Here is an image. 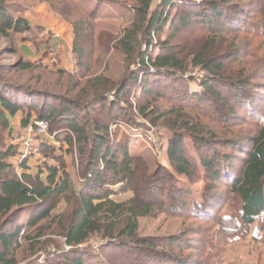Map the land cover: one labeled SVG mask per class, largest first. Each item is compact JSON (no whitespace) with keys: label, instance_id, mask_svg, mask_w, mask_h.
Here are the masks:
<instances>
[{"label":"rangeland","instance_id":"rangeland-1","mask_svg":"<svg viewBox=\"0 0 264 264\" xmlns=\"http://www.w3.org/2000/svg\"><path fill=\"white\" fill-rule=\"evenodd\" d=\"M200 1L182 0L185 8L168 7L164 11L169 14L168 24L158 36H152L153 45L149 49L151 56L159 55V44L167 41L175 47L180 61L185 63L184 74H177L172 80L163 76L151 78L149 84H153V96L150 98H144L139 86L130 85L113 116L99 105L88 106L90 99L84 102L85 108H96L98 112H77L80 120L88 124L89 130L93 129V123L108 129L113 148L122 142L128 146L129 154L142 160L141 173L159 179L155 186L159 199H153L157 208L151 216L140 220L138 231V239L146 240L155 246V250L142 248L140 242L130 245L128 240L122 242L127 244L125 249L118 248L116 243L109 244L104 235L105 225H102L101 233L94 234L79 247L89 255L85 264H169L163 258L170 255L183 264H264V214L252 226H243L240 220L241 203L231 191L232 181L240 178L247 158L245 153L251 149L258 130L264 125V38L229 32L212 36L193 24L190 30H185L180 25V19L189 9L200 5ZM230 1L243 13V27L254 28L253 25L261 24L264 0ZM163 2L155 0L151 12L160 10ZM8 3L12 16L26 19L31 27L30 32L11 40L0 35V83L1 80L8 81L36 93L28 96L21 92L18 95H21L22 101L26 97L44 99L59 108L61 104L57 99L66 97L79 102L82 88L97 77L121 83L135 71L134 64L118 46L124 30L139 23L134 0H8ZM76 35L80 36L79 47L85 53L82 68L77 66L79 59L73 52ZM209 41L214 44L212 48L219 61H224L228 70L220 78H242L243 73L253 85L245 100L252 102L251 107L236 108L235 117H225L228 109L217 104L213 96L206 95L211 100L207 101L201 89L207 74L191 65L194 55ZM240 48L241 56L233 62L228 52ZM146 49L144 45L139 51ZM227 57L229 60L225 59ZM24 61H35L32 62L35 69L22 70L21 62ZM216 89L225 96L222 87L216 86ZM197 93H202L206 101L193 100L192 96ZM109 98L114 101L113 96ZM84 104L80 107L84 108ZM145 109H154L155 112H149V118H146L140 113ZM28 113H32L36 121L39 112L25 108L10 120V129H0V150L14 148L18 159L28 150L26 159L30 172L42 170V178L47 183L48 167L56 166L60 170L59 176H70L76 187L74 190L78 191L84 178L89 147L75 144L72 155H69L68 144L55 140V134L61 132L65 125H53V132L45 137L32 135L30 127L23 129L21 126ZM158 115H162L163 119L157 120L155 125L152 121ZM176 121L198 125L200 134L212 141L210 149L213 151L206 150V155L218 153L230 156L226 172L229 178L210 184L204 180V172L201 171L200 180L191 183L173 172L167 150L172 133L177 128L173 126ZM183 133L189 135L186 131ZM28 137L26 148L24 139ZM230 141L234 142L235 148L227 146ZM57 143H61V147L54 145ZM185 145L188 156L200 164L201 153L189 136ZM83 149L85 155L81 154ZM57 157L59 161L55 159ZM162 169L165 174H161ZM119 188L114 187L116 191ZM176 189L184 191L181 201L192 200L195 203L197 212L180 214L176 209L179 214H173L166 212L168 209H161L165 203L171 208L180 201L179 197L173 196ZM132 198L130 192L112 197L117 203H127ZM45 206L51 217L40 224V245L33 249L24 245L18 254L20 264H64L61 257L72 251L66 245L62 232L76 217L78 197L74 193H64L48 198ZM26 217V214L21 215L18 223L25 221ZM121 224L122 220L118 225ZM14 228L12 226L9 230ZM38 233H33L32 237L35 238ZM171 238L178 240L175 246H171Z\"/></svg>","mask_w":264,"mask_h":264},{"label":"trees","instance_id":"trees-1","mask_svg":"<svg viewBox=\"0 0 264 264\" xmlns=\"http://www.w3.org/2000/svg\"><path fill=\"white\" fill-rule=\"evenodd\" d=\"M134 1L139 23L124 30L118 41V46L136 69L128 74L126 79L122 80L123 82L113 83L108 79L97 77L87 82L82 88V96L78 97L82 103L77 102L76 99L65 97L57 99L61 105L56 108L55 105L44 99L26 97L27 99L22 101L21 95L18 94L22 92L31 96L36 94L35 91L19 87L8 81H4V83L1 80L0 129H10V120L15 118L20 111L28 108L39 113L36 121L33 120L32 113H28L21 122L23 129L29 127L36 129L37 123L45 122L49 126L48 134H50L53 125H58V127L65 125L61 132L55 134V140L58 142L62 140L68 144L69 155H72L75 144L83 145L85 148L89 147V149L84 178L78 191L74 190L76 187L70 176L66 174L64 177L59 176L60 170L56 166L48 167L47 183L42 180L44 174L42 170L34 173L29 172L30 169L26 161L19 162L22 173L18 174L10 163V160L16 157L15 149L0 150V264H20L18 254L24 249V245H28L30 249L40 245L38 243L42 237L40 224L51 217L50 211L46 210V201L48 198L68 192L74 193L78 197L79 207L75 219L62 232L66 245L72 250L71 253L61 257L64 264L86 263L89 255L79 247L84 245L94 234L101 233L102 225H105L104 235L109 244L116 243L117 246L119 245L118 248L125 249L127 244L122 242L128 240L131 241L130 245L140 242L142 248L155 250V246L146 240L138 239V231L140 220L151 216L157 208L153 199H159V196H156L159 191L157 189L156 192L155 189L159 179L156 176L141 173L142 160L130 155L129 147L123 142L113 148L108 129L93 123V129L89 130L88 124L81 121L77 114L80 110L86 113L98 112L96 108L93 110L91 107L85 108L84 102L90 99L88 106L99 105V108L110 111V116H113L130 85L139 86L144 98H150L153 96V84H149L151 78L163 76L164 79L172 80L176 79L177 74L186 72L185 63L180 61V55L176 53L175 47L167 44V41L159 44L158 49L161 50L159 55L151 56L149 51L153 45L152 36H158L168 24L169 14L164 11L168 7L185 8L181 3L182 0H164L160 5V10L163 9L162 12L159 9L151 12L155 0ZM200 2V5L189 9L188 13L180 19V25L182 28L185 27V30H190L193 24L200 26L212 36L229 32V34L243 33L264 38V16L261 24L253 25L254 28L243 27V13L231 4L232 1L201 0ZM203 8L206 9L203 10ZM10 10L8 0H0V35L11 40L15 36L30 32L31 27L26 19L14 18ZM79 42L80 36L76 35L73 52L79 59L77 66L82 68V59L85 53L80 49ZM144 45L147 46V49L139 51V48ZM212 45L214 44L209 41L192 59V67L201 69L207 74L206 79L201 83L202 93L205 95L197 93L192 96V99L204 102L203 96L207 98L206 95H211L216 98L217 104L220 103L223 108L228 109V114L225 117H235L238 108L251 107L252 102L245 100H247L248 91L253 85L247 78H244L243 73L241 74L242 78H232V74L227 79L220 78L228 70L224 61H219ZM228 53L233 62H236L241 56V48L235 52L233 49ZM225 59L229 60L228 57ZM21 68L24 71H29L35 69V65L24 61L21 62ZM140 76H142V80H140ZM216 86L222 87L224 97L223 93L217 91ZM43 95H47V93H43ZM110 96L114 97V101L109 98ZM207 101L211 100L207 98ZM81 104H84V108L80 107ZM149 112L154 113L155 110L140 111L146 118H149ZM175 112L173 111V113ZM161 119L163 116L158 115L152 122L156 125L157 120ZM173 126L177 128L169 140L167 157L175 174L185 177L191 183L200 180L201 171L204 172V180L210 184H217L229 178L226 172L228 171L227 165L231 162L230 156L218 153L214 156L206 155V150L213 151L210 149L212 141L205 139L202 136L203 133L200 134L197 124L176 121ZM184 131L189 135L184 134ZM187 136L192 139L195 147L201 153L200 164L193 161L187 154L185 145ZM233 143L230 141L227 146H232ZM233 147L235 148V145ZM84 151L85 149L81 154L85 155ZM245 154L247 158L240 178L235 182L232 181L231 191L238 196L241 203V224L250 227L264 214V125L258 130L255 140L251 143V149ZM55 159L60 160L58 157ZM160 171L161 174L166 172L163 169ZM168 177L170 178V175ZM117 186H120L118 191L114 189ZM175 191L173 196L179 197L180 201L171 208L165 203L162 205V210L168 209L166 212L173 214L176 213V209L180 214L197 212L198 208L191 199V202L189 200L181 201L184 191L180 189ZM128 192L133 194V198L127 203H117L112 199L113 196ZM187 196L189 198V195ZM178 212L176 214H179ZM23 214L27 215L25 221L18 223L19 217ZM121 220L120 227L118 223ZM12 226L15 228L10 231L9 228ZM35 232L39 233L34 238L32 235ZM171 240L173 241L171 246L178 243L175 238H171ZM163 259L169 264H183L175 256L170 255Z\"/></svg>","mask_w":264,"mask_h":264},{"label":"built area","instance_id":"built-area-1","mask_svg":"<svg viewBox=\"0 0 264 264\" xmlns=\"http://www.w3.org/2000/svg\"><path fill=\"white\" fill-rule=\"evenodd\" d=\"M48 129H49V126H48L47 123L40 122V123L36 124V129H34L33 127H30V132L29 133H31L32 135L36 134L38 136H47L48 135ZM29 138L30 137H28L27 140L24 139L25 142H26V144H25L26 148H28ZM27 156H28V150H26V152L22 153V157L19 159V162L21 163L22 161H26L27 164H28V167H30L29 163H28V161L26 159Z\"/></svg>","mask_w":264,"mask_h":264},{"label":"crops","instance_id":"crops-1","mask_svg":"<svg viewBox=\"0 0 264 264\" xmlns=\"http://www.w3.org/2000/svg\"><path fill=\"white\" fill-rule=\"evenodd\" d=\"M28 62H30V63H34L35 61H28ZM41 137H45V136H41ZM50 139H53L52 137L50 138ZM61 143H57V144H54V145H58L59 147H61V145H60ZM61 149V148H60ZM61 153V152H60ZM61 155H63V154H61ZM10 163L14 166V168L17 170V172H20L19 174H21L22 173V168H20V164H19V159L17 158V157H15V158H13V159H11L10 160ZM29 172L31 171V167H29ZM30 173H32V172H30ZM43 177V176H42ZM42 180H43V178H42ZM44 181V180H43Z\"/></svg>","mask_w":264,"mask_h":264}]
</instances>
